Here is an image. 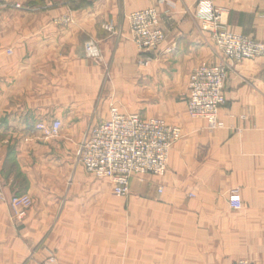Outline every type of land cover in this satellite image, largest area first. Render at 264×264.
Returning a JSON list of instances; mask_svg holds the SVG:
<instances>
[{
    "label": "crops",
    "instance_id": "1",
    "mask_svg": "<svg viewBox=\"0 0 264 264\" xmlns=\"http://www.w3.org/2000/svg\"><path fill=\"white\" fill-rule=\"evenodd\" d=\"M7 1L0 10V264H44L51 255L58 264H108L109 258L113 264L116 253L123 264H232L246 252L264 253V243L243 233L242 216L226 200L237 189L252 221L262 220L264 55L228 67L219 111L224 126L209 131L203 120L186 117L183 102L194 67L218 63L221 55L200 31L197 0ZM217 4L226 9L228 31L264 43V0ZM147 7L157 9L165 39L140 53L127 15ZM108 22L112 31L104 27ZM88 39L98 43L99 62L85 57ZM110 104L181 128L165 175L150 178L149 185L134 183L152 191L161 185L160 194L176 192L160 203H138L170 209L161 216L170 225L160 233L69 230L73 208L81 204L75 194L98 195L100 188V179L76 163L79 144L90 126L107 117ZM54 119L60 121L58 136L34 129ZM186 191L195 196H184ZM13 193L32 201L21 218L9 204ZM90 201L96 216L103 201ZM54 219L58 223L47 233Z\"/></svg>",
    "mask_w": 264,
    "mask_h": 264
},
{
    "label": "built area",
    "instance_id": "2",
    "mask_svg": "<svg viewBox=\"0 0 264 264\" xmlns=\"http://www.w3.org/2000/svg\"><path fill=\"white\" fill-rule=\"evenodd\" d=\"M9 3L0 0V10ZM200 7V31L206 33L220 52V61L210 64L202 62L192 70L186 98V113L190 118L205 122L209 131L224 126L219 117L225 105L224 84L231 63L253 59L264 55V43L254 38L228 31L224 17L226 9L217 0H197ZM15 7L21 5L16 3ZM202 9V10H201ZM131 39L140 53L156 50L164 41L165 34L155 7L131 11L127 15ZM113 30L111 22L104 25ZM84 54L88 59L101 60L98 43L93 39L85 41ZM7 52H10L7 49ZM150 58L142 61L145 65ZM34 129L44 137H56L60 121H39ZM182 136L181 128L157 116L143 117L139 113H125L115 104H110L107 117L90 126L79 144L76 163L97 178L107 179L111 193L124 197L130 193V180L136 175L163 176L167 171L168 159L173 145ZM159 192L162 188H158ZM9 204L16 218H21L31 205L28 195H13ZM229 206L240 209L238 197L229 199ZM44 264H58L53 256L45 259ZM236 264H250L239 261Z\"/></svg>",
    "mask_w": 264,
    "mask_h": 264
},
{
    "label": "rangeland",
    "instance_id": "3",
    "mask_svg": "<svg viewBox=\"0 0 264 264\" xmlns=\"http://www.w3.org/2000/svg\"><path fill=\"white\" fill-rule=\"evenodd\" d=\"M5 8V7H4ZM23 8L21 4L20 9ZM92 60V59H90ZM94 61V60H92ZM100 61V60H99ZM94 61V62H99ZM183 102L186 104V96L184 95ZM138 104V103H135ZM185 115L189 119H198V118H190L186 109H184ZM165 175V174H164ZM163 175V176H164ZM163 176H154V175H136L133 176L130 180V193L124 197L114 196L110 191V185L104 183L102 178H99L98 181L100 184L98 195H94L95 193L90 191L82 190L80 194L76 193L75 197H81V204L77 207L73 208L72 218L67 224H69V230L71 233H160L162 226H169L170 221H161V216L165 214H170L171 211L169 208H161L158 207H145L138 205L140 200L150 199L154 203H160L165 200L167 197H172L176 194L175 191H165L160 194L157 190L161 185H154V190L146 189H137L136 183L137 181L143 185H149L150 178H161ZM24 179L22 176L19 177V184ZM135 183V184H134ZM21 185V184H20ZM20 193V192H19ZM18 193V194H19ZM17 193H13L12 195H18ZM21 194V193H20ZM101 199L103 205L98 206V212L94 216L96 207L91 199L97 197ZM184 196L191 198L194 197V193L186 191ZM66 197L65 191L60 193L58 200L61 202ZM231 197H238L241 200L242 206L240 209L234 210L229 206V199ZM31 200V198H30ZM227 204L229 208L234 211H238L239 215L242 216L243 220V233H250L249 236L251 238L254 236L255 241H262L264 243V214L259 215V218L262 220L257 221L256 219L252 221V215L250 213V207L244 205L239 191L237 189L231 190L226 197ZM32 203V201H31ZM160 209V210H158ZM158 210V211H157ZM162 210V211H161ZM26 212V210H25ZM151 212V213H149ZM159 216H155V215ZM75 215V217H74ZM254 218H258V216H254ZM56 219V217H55ZM54 219V220H55ZM165 220V219H164ZM167 220H170L169 218ZM58 222H51L50 228L47 233H50L51 230ZM69 232V233H70ZM54 233H64L62 231H55ZM121 245V242L120 244ZM263 252H264V244H262ZM253 250V249H252ZM52 256V255H51ZM259 256L260 258H257ZM257 258V261L256 259ZM247 261L250 264H264V253L261 255L254 254L252 252H246L238 257L232 264H236L239 261ZM108 264H111L110 258L105 260ZM113 264H123V255L121 253H116L114 255V259L112 261Z\"/></svg>",
    "mask_w": 264,
    "mask_h": 264
}]
</instances>
